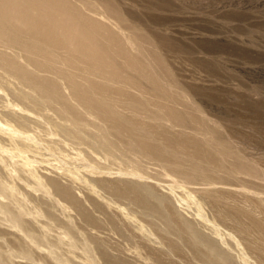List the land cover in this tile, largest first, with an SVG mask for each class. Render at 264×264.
<instances>
[{
    "label": "rangeland",
    "instance_id": "1",
    "mask_svg": "<svg viewBox=\"0 0 264 264\" xmlns=\"http://www.w3.org/2000/svg\"><path fill=\"white\" fill-rule=\"evenodd\" d=\"M55 1L114 57L43 70L0 43V264H264V0Z\"/></svg>",
    "mask_w": 264,
    "mask_h": 264
},
{
    "label": "bare ground",
    "instance_id": "2",
    "mask_svg": "<svg viewBox=\"0 0 264 264\" xmlns=\"http://www.w3.org/2000/svg\"><path fill=\"white\" fill-rule=\"evenodd\" d=\"M71 9L75 8L67 4L65 1L0 0V43L4 44L6 47L9 46V49H13V47L21 49L39 69L54 70L55 68L53 69V66L57 64L55 63L56 60L54 61V58L56 59L55 55L60 54L61 52L63 53L61 55H64L65 57H63V59L67 62L66 64L78 66L84 65L92 70V72L99 73L103 68L105 69L110 66L111 59L114 55H112L113 53L107 47H105L106 50H103L100 46V42L92 38V32L96 27L93 23L86 20L79 12L70 14L68 19L63 18L65 14L71 12ZM96 48L103 53L99 55ZM119 52L123 53L122 50H119ZM2 63L5 67L11 69L20 80L34 85L37 91L45 96V98L57 97L54 87L50 83L31 77L24 68L18 66L14 61L3 59ZM70 67L72 66H69L68 68ZM81 68L82 67H80V69ZM78 92L79 91H77V93ZM77 97L82 105L93 108V103L90 98L81 95L80 92ZM64 110L70 112L68 108H64ZM105 112L106 110L104 109L101 113ZM19 151L18 152L21 153L22 156L25 155L24 151ZM94 171H96V168L95 170L93 169V172ZM132 173H135L134 175L137 174L136 171H133ZM48 185L45 184L44 186L42 184L44 188L49 187ZM51 186H53L56 193L63 195V197L65 196L67 198L65 200L70 198L69 192L60 188L57 183H52ZM118 192L124 196V191ZM131 196L138 199L136 201L144 207L149 206L148 201L144 199L140 193L134 191V193H131ZM9 213L10 212L8 211L6 212L7 215H9ZM167 222L169 224L172 223L169 217ZM20 229L28 238H31V232L25 224H20ZM73 234L74 233L70 230L67 233L66 238L69 240L71 244L70 246L74 249L76 244L73 241ZM86 251L88 252V255H90L89 250L86 249ZM20 254L25 259L30 258V254L24 249ZM88 257L89 261L87 262L93 263L94 260L92 256L90 255ZM221 258V256H218L217 258L219 259L220 264L221 262L222 264H227V262ZM0 260H3L2 256H0Z\"/></svg>",
    "mask_w": 264,
    "mask_h": 264
}]
</instances>
